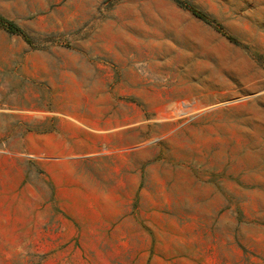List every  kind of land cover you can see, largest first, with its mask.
<instances>
[{
	"label": "rangeland",
	"instance_id": "obj_1",
	"mask_svg": "<svg viewBox=\"0 0 264 264\" xmlns=\"http://www.w3.org/2000/svg\"><path fill=\"white\" fill-rule=\"evenodd\" d=\"M0 17L20 28L0 24V151L56 103L132 102L149 125L118 221L60 231L8 181L0 264H264V0H0Z\"/></svg>",
	"mask_w": 264,
	"mask_h": 264
},
{
	"label": "crops",
	"instance_id": "obj_2",
	"mask_svg": "<svg viewBox=\"0 0 264 264\" xmlns=\"http://www.w3.org/2000/svg\"><path fill=\"white\" fill-rule=\"evenodd\" d=\"M109 106L116 112L102 113ZM132 106L56 103L47 109L13 151H0V199L9 181L12 196L35 202L31 212L60 231L59 222L75 230L80 222L118 221L126 207L131 211L148 161L133 148L148 140V121L141 113L134 118Z\"/></svg>",
	"mask_w": 264,
	"mask_h": 264
},
{
	"label": "trees",
	"instance_id": "obj_3",
	"mask_svg": "<svg viewBox=\"0 0 264 264\" xmlns=\"http://www.w3.org/2000/svg\"><path fill=\"white\" fill-rule=\"evenodd\" d=\"M181 1H179V3H180ZM191 7V6H190ZM193 10H194V12L198 15V16H200V17H202V18H204L205 19V17H203L200 13H198L194 8H193ZM206 21H208V22H210V23H213L214 25H216V23L215 22H213V21H211V20H207V19H205ZM0 24H2V25H4V26H6L9 30H11V31H20V28L14 23V22H12V21H8V20H6L5 18H3V17H0Z\"/></svg>",
	"mask_w": 264,
	"mask_h": 264
}]
</instances>
